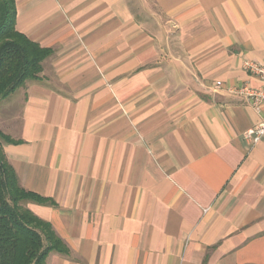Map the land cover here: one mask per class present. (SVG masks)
I'll use <instances>...</instances> for the list:
<instances>
[{"label": "crops", "instance_id": "obj_1", "mask_svg": "<svg viewBox=\"0 0 264 264\" xmlns=\"http://www.w3.org/2000/svg\"><path fill=\"white\" fill-rule=\"evenodd\" d=\"M50 48L0 100L28 207L70 253L45 264H264V0H15ZM220 81L222 85L217 86Z\"/></svg>", "mask_w": 264, "mask_h": 264}, {"label": "trees", "instance_id": "obj_2", "mask_svg": "<svg viewBox=\"0 0 264 264\" xmlns=\"http://www.w3.org/2000/svg\"><path fill=\"white\" fill-rule=\"evenodd\" d=\"M52 54L16 28L15 0H0V100L39 77ZM0 130V264H45L51 252L70 253L51 222L35 214L29 202H52L22 187L10 163Z\"/></svg>", "mask_w": 264, "mask_h": 264}, {"label": "built area", "instance_id": "obj_3", "mask_svg": "<svg viewBox=\"0 0 264 264\" xmlns=\"http://www.w3.org/2000/svg\"><path fill=\"white\" fill-rule=\"evenodd\" d=\"M245 69L259 81V86L254 88L245 85L240 89V92L250 97L253 106L263 108L262 116L258 124L247 129L243 133L245 140L252 145H256L264 137V64L255 61H247L245 63ZM221 85L222 83L218 81L217 86L220 87Z\"/></svg>", "mask_w": 264, "mask_h": 264}]
</instances>
